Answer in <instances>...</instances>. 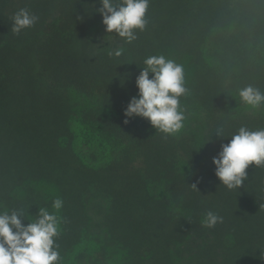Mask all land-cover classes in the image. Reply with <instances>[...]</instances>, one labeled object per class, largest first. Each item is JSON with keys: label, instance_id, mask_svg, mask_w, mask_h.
<instances>
[{"label": "trees", "instance_id": "trees-1", "mask_svg": "<svg viewBox=\"0 0 264 264\" xmlns=\"http://www.w3.org/2000/svg\"><path fill=\"white\" fill-rule=\"evenodd\" d=\"M100 7L0 0V212L56 214L55 264H264V164L228 189L212 163L240 127L264 129V103L239 97L264 92V0H150L131 43L100 34ZM23 8L39 19L15 34ZM153 55L183 65L199 131L124 123ZM209 211L223 222L205 227Z\"/></svg>", "mask_w": 264, "mask_h": 264}, {"label": "clouds", "instance_id": "clouds-1", "mask_svg": "<svg viewBox=\"0 0 264 264\" xmlns=\"http://www.w3.org/2000/svg\"><path fill=\"white\" fill-rule=\"evenodd\" d=\"M99 3L101 7L96 11L102 16L106 32H115L131 43L136 39L134 30L142 31L146 27L145 17L150 0H122L119 4L113 0H99ZM38 19L28 9H20L14 14L11 30L19 34L33 27ZM122 51L117 50L115 55H121ZM144 64L135 81L137 96L132 97L124 109V123H129L134 117H141L165 134L178 133L185 119L180 97L187 92L183 65L163 55L150 56L144 60ZM239 97L253 108L264 103V92L252 85L241 88ZM215 134L225 138L222 128H218ZM212 163L215 176L223 185L228 189L239 188L247 179L246 169L250 165L264 164V129L252 131L240 127L227 143L221 144ZM62 205L60 198L53 201V208L57 211ZM23 221L26 220L19 210H13L11 214L8 211L0 212V264H55L59 259L54 242L59 227L57 215L41 209L34 222L25 224ZM218 222L222 223L223 218L211 211L206 213L202 221L208 228Z\"/></svg>", "mask_w": 264, "mask_h": 264}, {"label": "rangeland", "instance_id": "rangeland-1", "mask_svg": "<svg viewBox=\"0 0 264 264\" xmlns=\"http://www.w3.org/2000/svg\"><path fill=\"white\" fill-rule=\"evenodd\" d=\"M105 28H106L105 25L101 26V31H100L101 35L108 34V32H106ZM103 40H101V41H103ZM180 107H181V110L183 111L184 117H185V119L183 121L184 126L181 130L188 129L189 128L188 125H192L193 129L199 131L200 126H201V121H202V115L199 113L193 114L195 111L190 110L184 104H180Z\"/></svg>", "mask_w": 264, "mask_h": 264}]
</instances>
